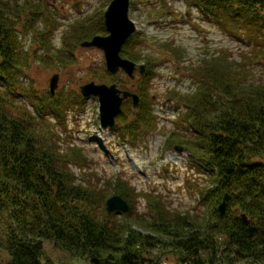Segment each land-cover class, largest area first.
Segmentation results:
<instances>
[{
  "label": "trees",
  "instance_id": "trees-1",
  "mask_svg": "<svg viewBox=\"0 0 264 264\" xmlns=\"http://www.w3.org/2000/svg\"><path fill=\"white\" fill-rule=\"evenodd\" d=\"M16 2L11 6L0 0V55L5 58L0 64V250L8 254L7 264H45V241L91 264H150L149 256L137 247L155 249L164 243L162 238L183 253L182 264H264V83L239 81L241 74H225L219 62L200 66L195 78L199 90L183 97L185 108L180 109L178 125L187 138L181 141L187 142L198 170L205 173L201 176L214 182L199 193L209 212L194 218L169 211V218L163 213L155 219L137 215L133 224L158 235L144 236L132 224L114 218L115 213L95 212L105 203L102 194L98 199L92 185L77 181L67 156L48 143L37 126L47 104L37 105L34 117L12 111V99L22 94L11 72L19 75L30 57L14 55L9 48L16 38L10 41L13 27L9 23L6 28L5 19L10 9L19 7ZM186 3L227 37L245 45L250 55H241L243 59L262 64L256 57L264 53V0ZM39 42L48 46L41 38ZM146 76H151L148 70ZM48 104L60 118L57 104ZM133 123L127 128L134 127V134ZM118 181L114 187L120 185ZM125 188L126 184L120 191ZM226 194L231 201L221 216L218 205ZM115 195L127 200L125 194Z\"/></svg>",
  "mask_w": 264,
  "mask_h": 264
},
{
  "label": "rangeland",
  "instance_id": "rangeland-1",
  "mask_svg": "<svg viewBox=\"0 0 264 264\" xmlns=\"http://www.w3.org/2000/svg\"><path fill=\"white\" fill-rule=\"evenodd\" d=\"M7 1L11 6L17 1L19 6L7 12V19L4 17L5 27L9 28V23L13 27L10 41L16 38L9 48L14 55L30 56L25 59L29 65L25 70L21 68L19 75L11 72L16 90L22 94L12 99V111L21 115L26 111L34 117L36 106L47 104L37 126L45 140L67 156L77 181L86 180V186L92 185L98 199L102 194L105 203L103 207L97 205L95 212L103 216L106 202L115 193L125 194L133 211L116 213L114 218L153 237L158 235L133 224L137 215L145 219H155L160 213L168 217V211L193 218L197 213L207 215L209 206L200 202L199 193L214 182H206L201 176L205 173L198 170L187 142L181 141L187 139L179 133L182 124L178 125L179 109L185 108L183 97L197 94L196 72L206 62L221 63L225 74H241L237 79L247 84L264 83V53L256 57L263 61L259 65L243 59L241 55H250L245 45L227 37L185 0H131L129 17L137 33L121 57L136 64L134 78L123 70L112 76L107 72L103 51L82 45L95 36L108 35L104 15L113 0ZM40 38L48 46H41ZM3 62L5 58L0 55V64ZM141 66L151 76L140 74ZM54 76L59 81L51 95ZM91 82L108 87L116 84L123 92L138 97L136 107L133 97L123 100L122 117L117 120L123 130L118 126L111 131L99 125L98 99L81 97V88ZM48 103L57 104L55 111H59L60 118H54ZM130 122L136 125L134 134V127L127 128ZM115 180L120 185L114 187ZM124 184L126 191L121 192ZM162 239L164 243L155 249L137 250L149 256L150 264H182L183 253L169 245L168 239ZM44 252L45 264H91L52 241L44 242ZM8 260V254L0 250V264Z\"/></svg>",
  "mask_w": 264,
  "mask_h": 264
},
{
  "label": "water",
  "instance_id": "water-1",
  "mask_svg": "<svg viewBox=\"0 0 264 264\" xmlns=\"http://www.w3.org/2000/svg\"><path fill=\"white\" fill-rule=\"evenodd\" d=\"M130 0H114L105 13V28L108 36H96L91 42H85L82 46L88 48H98L105 54L107 69L111 74H117L123 70L129 77L134 78L136 64L130 60L123 59L120 55L123 46L128 40L136 34L135 23L129 18ZM145 72V67L141 66L140 73ZM58 76L51 79V94L55 93L58 87ZM82 95L87 97H96L100 103L101 123L104 128L115 127V119L122 113V103L124 98L133 97L134 107L139 103L138 97L129 92H122L116 85L110 87L106 85H96L90 83L81 88ZM182 151V148H177ZM231 196L227 194L219 207L220 215L223 216L228 207ZM108 213L129 212L130 206L120 196L110 198L107 203Z\"/></svg>",
  "mask_w": 264,
  "mask_h": 264
}]
</instances>
